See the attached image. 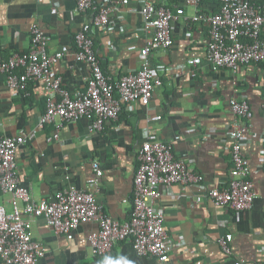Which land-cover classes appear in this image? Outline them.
I'll list each match as a JSON object with an SVG mask.
<instances>
[{"label": "crops", "instance_id": "crops-1", "mask_svg": "<svg viewBox=\"0 0 264 264\" xmlns=\"http://www.w3.org/2000/svg\"><path fill=\"white\" fill-rule=\"evenodd\" d=\"M122 1L95 0L93 9L80 12L77 0H0V55L8 58L28 51L31 26L39 23L48 36L49 54L68 47L55 70L72 96L81 95L87 89L90 68L76 58L75 34L102 8H114L118 2L120 9H111L110 23L94 26L92 36L103 70L119 80L142 68L145 59L141 50L154 33L140 13L144 0ZM152 1L171 9L176 18L172 47L149 55L152 68L163 79L150 105L138 101L124 106L119 118L108 121L98 132L91 130L87 118L65 123L57 140L53 138L54 125H47L18 150L21 183L36 200L51 199L71 186L94 190L106 213L123 222L133 210L137 154L151 128L172 146L176 158L193 160L196 171L205 177V187L225 186L233 167L228 134L236 121L229 101L245 96L254 115L242 120L247 126L242 150L249 160V177L261 195L253 207L237 213L214 205L206 196L197 202V196L206 192L180 184L173 185L169 193L162 190L157 204L166 211L165 227L172 244L168 264H253L263 260L264 66L238 73L212 68L205 56L210 25L192 17L220 9L215 0H203L198 7L184 0ZM179 8L184 9L182 15H178ZM193 58L199 59L195 65ZM181 66L190 73L182 74ZM45 109L42 83H30L27 92L15 91L8 88L4 76L0 77L1 134L15 136L31 129ZM157 114L163 119L148 121ZM95 163L103 174L93 186L89 180L96 177ZM8 199V195L0 194V203L10 211ZM97 228L96 222L83 223L69 239L56 234L41 218L35 219L34 238L47 252L39 264H162L153 256L139 255L130 240L117 241L106 256H94L89 235ZM227 233L233 235L232 255H226L219 243Z\"/></svg>", "mask_w": 264, "mask_h": 264}, {"label": "built area", "instance_id": "built-area-1", "mask_svg": "<svg viewBox=\"0 0 264 264\" xmlns=\"http://www.w3.org/2000/svg\"><path fill=\"white\" fill-rule=\"evenodd\" d=\"M202 1L184 0L197 7ZM122 2L127 4L129 0ZM94 7V0H77L80 12ZM111 9L119 10L118 2L114 8H102L75 34L76 58L90 68L87 89L81 95L72 96L55 70L68 47L63 46L56 53L49 54L48 36L39 23L31 26L28 51L8 58L0 55V77H5L9 89L27 92L30 83L39 82L46 96V109L36 126L15 136L0 132V194L8 195L11 205L9 211L0 203V264H39L46 256V247L33 235V222L37 218H41L56 234L69 239L83 223L96 222L98 228L89 235L94 256H106L117 241L130 240L139 255L153 256L162 264H168L172 244L165 227L166 211L157 204L162 190L169 193L175 184L184 188L194 185L206 192L204 196H197V202L206 196L214 205L227 206L237 213L251 209L261 197L249 177V160L242 150L247 131L242 120L254 115L245 96L229 101L236 121L228 134L232 140L233 167L225 186L205 187V177L196 171L193 160L185 156L176 158L172 146L151 128L137 154L133 210L123 222L106 213L94 190L71 186L59 190L51 199L36 200L30 189L22 185L18 175V150L33 141L38 131L49 124L54 125L53 138L57 140L65 123L81 118L91 121L93 132L102 131L108 121L119 118L124 106L138 101L149 106L155 90L163 84L162 76L151 66L149 55L152 51L167 50L174 44L173 21L176 14L169 8L157 6L152 0L143 1L140 13L154 31L141 50L145 59L143 66L137 72L114 80L103 70L92 36L94 26L105 27L110 23ZM177 12L182 15L184 9L179 8ZM192 20L205 21L210 25L205 56L215 71L227 69L238 73L244 68L257 69L264 63V4L256 5L250 0H221L219 12H199ZM198 61V58L192 59L194 65ZM179 69L184 75L190 73L184 66ZM163 117L157 114L149 117L148 121L154 123ZM262 153L264 155V149ZM94 168L96 177L89 183L96 186L103 172L98 163ZM232 240L231 233L219 239L226 255L233 253ZM235 264L247 263L236 261ZM253 264H264V259Z\"/></svg>", "mask_w": 264, "mask_h": 264}, {"label": "trees", "instance_id": "trees-1", "mask_svg": "<svg viewBox=\"0 0 264 264\" xmlns=\"http://www.w3.org/2000/svg\"><path fill=\"white\" fill-rule=\"evenodd\" d=\"M95 1V0H94ZM251 2H253V3H255L256 5H261V4H264V0H250ZM217 2L218 3H220V5H221V0H215V3L217 4ZM99 7V6H98ZM100 8V7H99ZM221 8V7H220ZM220 11V9L219 8H216L215 10H214V12L213 13H216V12H219ZM262 36L264 37V32H263V34H262ZM75 47H76V43H75ZM260 66H264V63H262Z\"/></svg>", "mask_w": 264, "mask_h": 264}]
</instances>
